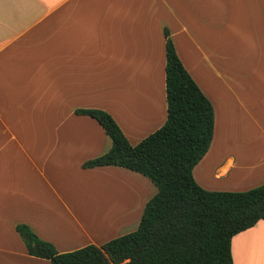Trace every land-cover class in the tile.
<instances>
[{"label":"crops","instance_id":"crops-1","mask_svg":"<svg viewBox=\"0 0 264 264\" xmlns=\"http://www.w3.org/2000/svg\"><path fill=\"white\" fill-rule=\"evenodd\" d=\"M165 28L215 110L195 180L219 191L264 183V148L249 162L242 145L250 125L264 140V0H0V264H52L28 253L20 223L59 252L139 225L153 182L85 168L112 141L76 110L108 111L133 144L161 127ZM231 251L233 264H264V219Z\"/></svg>","mask_w":264,"mask_h":264},{"label":"trees","instance_id":"trees-1","mask_svg":"<svg viewBox=\"0 0 264 264\" xmlns=\"http://www.w3.org/2000/svg\"><path fill=\"white\" fill-rule=\"evenodd\" d=\"M166 36L167 119L136 144L100 108L77 109L96 119L111 147L86 160L85 168L115 165L139 172L157 187L138 227L102 245L68 252L40 238L27 224L16 230L28 253L52 264H233V236L264 219V183L243 191L208 190L193 169L209 150L215 131L213 104Z\"/></svg>","mask_w":264,"mask_h":264},{"label":"rangeland","instance_id":"rangeland-1","mask_svg":"<svg viewBox=\"0 0 264 264\" xmlns=\"http://www.w3.org/2000/svg\"><path fill=\"white\" fill-rule=\"evenodd\" d=\"M249 123V121L247 122ZM262 123L264 125V120L262 119ZM243 148H245V156L248 158V161L255 160V158L258 155V149L264 148V140L260 141V132L259 130H256L253 126L250 125V127L247 128L246 131V137H245V143L242 144ZM250 162V161H249ZM154 186V191L158 190L157 187L152 183ZM154 195V194H153ZM152 195V196H153ZM137 224L127 228L126 231L131 232L132 230L137 228Z\"/></svg>","mask_w":264,"mask_h":264}]
</instances>
